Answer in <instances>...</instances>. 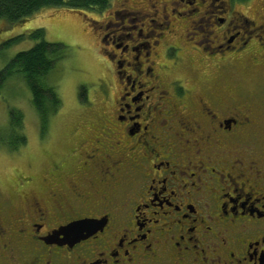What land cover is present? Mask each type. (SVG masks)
Returning a JSON list of instances; mask_svg holds the SVG:
<instances>
[{
    "label": "flooded vegetation",
    "instance_id": "obj_1",
    "mask_svg": "<svg viewBox=\"0 0 264 264\" xmlns=\"http://www.w3.org/2000/svg\"><path fill=\"white\" fill-rule=\"evenodd\" d=\"M122 1L74 144L0 192V264H264V108L225 77L264 71V0Z\"/></svg>",
    "mask_w": 264,
    "mask_h": 264
},
{
    "label": "rangeland",
    "instance_id": "obj_2",
    "mask_svg": "<svg viewBox=\"0 0 264 264\" xmlns=\"http://www.w3.org/2000/svg\"><path fill=\"white\" fill-rule=\"evenodd\" d=\"M139 1L128 0L127 5H138ZM123 2L111 0L108 12L120 9ZM95 15L91 10L43 8L15 25L0 21V70L16 54L29 50L37 43L32 38L35 30H43L44 41L66 47L65 57L57 62L47 76L49 84L56 89L62 106L50 119L44 133L22 74L13 75L0 89V192L12 197L14 202L17 201L14 197L16 188L27 187L29 182L25 180L32 177L38 178L34 185L41 186V177H45L48 165L62 158L74 144L75 137L70 132L80 120L75 114L77 94L83 95L80 101L86 105L89 100L86 99L87 95L90 94L91 98L97 84H101L99 79L108 78L107 69L99 57L100 49L93 38L91 27L94 25L89 23V20H98ZM235 68L236 70L233 68L225 73L228 86H239L241 92L251 96L252 101L264 108V71L253 70L248 74L240 66ZM173 75L179 78L188 74L177 71ZM116 94L117 88H113L110 97L113 99ZM10 110L22 114L21 133L25 137V145L17 151H9L3 144L13 140L9 129Z\"/></svg>",
    "mask_w": 264,
    "mask_h": 264
},
{
    "label": "trees",
    "instance_id": "obj_3",
    "mask_svg": "<svg viewBox=\"0 0 264 264\" xmlns=\"http://www.w3.org/2000/svg\"><path fill=\"white\" fill-rule=\"evenodd\" d=\"M111 0H0V21L15 25L25 21L43 8H62L70 11L105 10ZM32 38L37 43L27 51L16 54L0 70V89L15 74L22 77L29 89L32 106L38 116L41 131L44 133L50 119L61 109V100L56 89L49 84L47 76L58 61L66 55V47L43 40V30H35ZM11 42V41H10ZM9 42V44H10ZM22 114L9 111L11 141L3 142L9 151H17L25 145L22 130Z\"/></svg>",
    "mask_w": 264,
    "mask_h": 264
},
{
    "label": "water",
    "instance_id": "obj_4",
    "mask_svg": "<svg viewBox=\"0 0 264 264\" xmlns=\"http://www.w3.org/2000/svg\"><path fill=\"white\" fill-rule=\"evenodd\" d=\"M82 223L80 222H77V223H74V224H71L69 226H67L66 228H64V231L65 233H68L70 235H73V240L74 242L78 241L79 240V227Z\"/></svg>",
    "mask_w": 264,
    "mask_h": 264
}]
</instances>
